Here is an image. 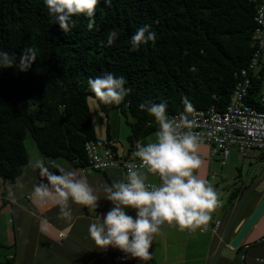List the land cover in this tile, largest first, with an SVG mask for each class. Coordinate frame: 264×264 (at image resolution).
<instances>
[{
	"label": "trees",
	"instance_id": "trees-1",
	"mask_svg": "<svg viewBox=\"0 0 264 264\" xmlns=\"http://www.w3.org/2000/svg\"><path fill=\"white\" fill-rule=\"evenodd\" d=\"M253 17L249 0H100L92 30L89 18L78 15L65 34L44 0H0V50L17 57L26 47L39 50L27 71L0 69V178L21 174L28 137L42 157L75 167L85 163L87 139L110 147L97 139L87 101L96 99L89 78L104 73L123 76L131 89L114 105L131 117L128 145L158 130L142 102H166L168 113L189 104L223 108L234 71L251 53ZM143 25L156 32V41L132 50L130 38ZM110 30L120 35L107 46ZM259 88L254 82L251 100Z\"/></svg>",
	"mask_w": 264,
	"mask_h": 264
},
{
	"label": "clouds",
	"instance_id": "clouds-1",
	"mask_svg": "<svg viewBox=\"0 0 264 264\" xmlns=\"http://www.w3.org/2000/svg\"><path fill=\"white\" fill-rule=\"evenodd\" d=\"M100 0H44L49 14L60 29L68 34L75 27L74 16L86 15L88 28L92 30L95 9ZM111 4V0H104ZM119 32L110 30L106 37L107 46L119 38ZM157 34L150 25L139 27L130 38L132 50L148 43H155ZM35 46L24 48L19 57L0 50V69L16 67L27 71L37 59ZM123 76L104 73L89 78L88 86L99 104L120 105L131 93ZM185 104L188 102L185 100ZM141 110L151 115L158 131L156 138L146 144L137 143L134 153L140 166L130 165L125 180L111 185L93 187L88 180L74 171L55 164L51 171L37 160L34 167L44 179L35 186L33 196L46 202L54 200L59 205L60 216L72 219L71 203L95 210L101 196L112 203V207L89 225V235L100 248H119L143 262L151 259L149 249L154 235L167 223L179 230H206L212 213L221 205L220 193L196 170L202 167L199 155L202 137L195 133L193 123L186 117H169L167 103L142 102ZM188 110H191L190 104ZM149 175L157 176L160 183H149ZM46 181V182H45ZM133 209L135 216L127 209Z\"/></svg>",
	"mask_w": 264,
	"mask_h": 264
},
{
	"label": "crops",
	"instance_id": "crops-1",
	"mask_svg": "<svg viewBox=\"0 0 264 264\" xmlns=\"http://www.w3.org/2000/svg\"><path fill=\"white\" fill-rule=\"evenodd\" d=\"M263 58L262 54L261 69L264 71ZM90 116L97 139L115 147L116 138L112 137L109 128L97 125L91 112ZM142 142L147 143L143 138ZM127 146L128 143L123 145ZM27 155L28 162L18 177L12 181L0 178V264H264V212L238 246H230L231 240L264 198V172L260 170L257 173L256 169L264 166L262 152L249 151L245 156V166L228 163L227 160L221 164L218 158L214 161V157H210L208 146L201 144L199 155L203 164L196 170L198 175L207 179L211 173L213 178L216 174L214 170L219 171L222 165H227L224 174L233 178L227 180L228 208L221 218L214 222L211 219L206 230L181 231L165 223L153 237L149 249L151 259L147 262L116 247L100 248L90 237L89 225L112 207V203L103 197L102 190L98 193L101 198L95 210L70 202L71 220L60 216L59 205L54 200L41 202L33 196L35 186L44 179L39 169L33 166L37 160L51 171H56L55 164L74 171L85 177L93 187L102 188L105 184L125 180L124 172L106 170L86 175L61 158H44L32 150L33 159L30 161L28 152ZM242 204L245 206L240 208ZM126 211L135 216L133 209ZM216 221H219L217 226ZM59 232H65L66 236L60 239Z\"/></svg>",
	"mask_w": 264,
	"mask_h": 264
},
{
	"label": "built area",
	"instance_id": "built-area-1",
	"mask_svg": "<svg viewBox=\"0 0 264 264\" xmlns=\"http://www.w3.org/2000/svg\"><path fill=\"white\" fill-rule=\"evenodd\" d=\"M249 1L254 9L251 53L247 63L233 73L234 86L226 105L223 108L217 105L191 106L190 111L186 107L168 113L169 117H186L191 121L192 130L202 137L201 144L208 146L210 157L218 158L221 164H225L232 149L236 150L239 159L254 149L264 153V71L260 63L264 51V0ZM254 82H258L260 88L251 100ZM137 143L143 144L142 139H135L127 147L118 149L87 139L83 147L85 163L76 168L86 175L106 170H121L126 174L130 165L140 166L139 159L134 155ZM153 178L148 182L158 185L159 178ZM218 224L219 221H216V226ZM65 236V232L58 234L60 239Z\"/></svg>",
	"mask_w": 264,
	"mask_h": 264
},
{
	"label": "rangeland",
	"instance_id": "rangeland-1",
	"mask_svg": "<svg viewBox=\"0 0 264 264\" xmlns=\"http://www.w3.org/2000/svg\"><path fill=\"white\" fill-rule=\"evenodd\" d=\"M262 54L264 55V53H262ZM263 60H264V58H263ZM261 62H262V56L260 59V63ZM88 100H89L88 103L90 104L89 109H90V112L92 113V117H93V120L95 121V123L97 125H99V124H103V126L106 125L109 128L108 131L111 132L112 137L116 138V139H114V141H116V144L114 146L118 147V148H123V145L128 143L127 139L130 135V129H129L128 122L131 120V117L129 116V113L127 111L121 112L114 105H106L107 108L104 110V109H101L99 107L96 99L88 98ZM157 131L152 132L151 134L144 136L143 139L147 143L154 141L156 138V132ZM102 134H104V133H102ZM121 143H124V144L121 145ZM24 145H25V148L29 154V158L31 161L33 159L32 150H34L35 154L38 153L37 147H36L33 139H31L29 137L26 138V140L24 141ZM251 151H253L257 154L261 152L257 149L256 150L254 149ZM237 156H236L235 149L231 150V155L227 159V162L228 163L235 162V163H239V164H242L243 166H245L247 158H245V157H243L241 159L238 158L239 161H242V162H239L237 160ZM60 160H62V159H60ZM214 161H217V158H214ZM216 164H218V163H216ZM226 166L227 165H222V167H220L219 171L214 170V172L216 174L214 175L213 178L211 177V173H210V176H208V178H207V180L213 185V187L220 193V199L222 200V205L218 209H216L215 212L212 213L211 219L213 222L217 218H221L223 216L224 210L228 208L229 197H227L226 190L228 189L229 185H228L227 180H230L233 178L227 174L226 175L224 174ZM221 169H223V172H221ZM256 169H257V173H259L260 170L262 172H264V166H258V168H256ZM225 176L227 179L226 178L223 179V177H225ZM154 179L155 178H153V175L152 176L149 175L148 180L153 181ZM232 185H233V183H232ZM244 206H245V204H242L240 206V208H242Z\"/></svg>",
	"mask_w": 264,
	"mask_h": 264
},
{
	"label": "water",
	"instance_id": "water-1",
	"mask_svg": "<svg viewBox=\"0 0 264 264\" xmlns=\"http://www.w3.org/2000/svg\"><path fill=\"white\" fill-rule=\"evenodd\" d=\"M264 212V198L252 212V214L248 217V219L241 226L240 230L236 234V236L231 240L230 246L236 248L243 238V236L258 222L260 216Z\"/></svg>",
	"mask_w": 264,
	"mask_h": 264
}]
</instances>
